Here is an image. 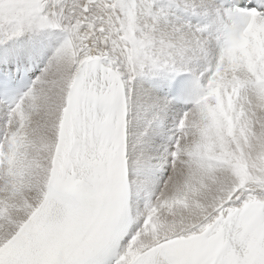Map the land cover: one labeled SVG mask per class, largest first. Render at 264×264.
Listing matches in <instances>:
<instances>
[{"label": "snow or ice", "instance_id": "6c2138e0", "mask_svg": "<svg viewBox=\"0 0 264 264\" xmlns=\"http://www.w3.org/2000/svg\"><path fill=\"white\" fill-rule=\"evenodd\" d=\"M0 264H264V0H0Z\"/></svg>", "mask_w": 264, "mask_h": 264}]
</instances>
